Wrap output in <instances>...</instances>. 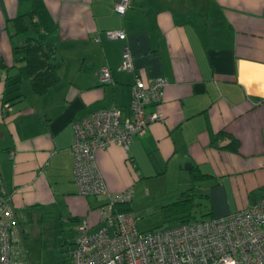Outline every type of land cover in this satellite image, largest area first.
Here are the masks:
<instances>
[{
	"label": "crops",
	"instance_id": "1",
	"mask_svg": "<svg viewBox=\"0 0 264 264\" xmlns=\"http://www.w3.org/2000/svg\"><path fill=\"white\" fill-rule=\"evenodd\" d=\"M115 1L0 0V184L23 245L26 226L44 218L72 228L71 246L80 219L89 231L101 226L104 197L79 195L72 180L70 122L110 106L125 112L135 78L166 80L163 119L126 149L94 151L107 192L130 188L131 211L149 187L179 193L192 186L208 205L205 216L264 197V0H128L122 14ZM28 12L40 30L13 34L10 20ZM114 29L124 38L104 36ZM25 35L53 44L62 60L58 81L40 95L30 93L23 63L11 53ZM124 48L131 70L117 68ZM104 68L109 83L98 80ZM219 132L237 141L235 152L217 147L227 136L211 145Z\"/></svg>",
	"mask_w": 264,
	"mask_h": 264
},
{
	"label": "built area",
	"instance_id": "2",
	"mask_svg": "<svg viewBox=\"0 0 264 264\" xmlns=\"http://www.w3.org/2000/svg\"><path fill=\"white\" fill-rule=\"evenodd\" d=\"M127 6L128 0H116L113 10L122 14ZM104 36L123 39L124 33L120 29L106 30ZM117 68H132L125 48ZM98 80L111 81L108 69L99 71ZM166 83L162 77L146 82L135 78L129 86L125 112L110 106L71 120V173L76 191L83 196H103L104 202L97 208L100 227L89 231L86 219H80L64 264H264V197L226 215L146 231L136 229L131 211L115 209L116 204L129 202L132 191H106L94 151L108 145L126 149L133 136L148 124L162 121L160 104ZM146 106L152 110L146 112ZM6 110L9 107L4 103L1 112ZM0 264H29L10 195L1 184Z\"/></svg>",
	"mask_w": 264,
	"mask_h": 264
},
{
	"label": "rangeland",
	"instance_id": "3",
	"mask_svg": "<svg viewBox=\"0 0 264 264\" xmlns=\"http://www.w3.org/2000/svg\"><path fill=\"white\" fill-rule=\"evenodd\" d=\"M190 187L195 196H189L190 200L186 205L181 206L171 204L169 201L174 195L179 194L178 192L167 191L157 186L149 187L147 191L142 192L131 206V212L136 218V229L146 231L154 228H169L205 216L208 205L196 197V193L201 191H195L192 186ZM24 234L26 235L24 246L29 264L66 262L74 236L71 227L44 218L41 223H31L26 226Z\"/></svg>",
	"mask_w": 264,
	"mask_h": 264
},
{
	"label": "trees",
	"instance_id": "4",
	"mask_svg": "<svg viewBox=\"0 0 264 264\" xmlns=\"http://www.w3.org/2000/svg\"><path fill=\"white\" fill-rule=\"evenodd\" d=\"M10 26L13 34H21L29 30L39 31L41 28L40 22L32 12L13 17L10 20ZM11 53L17 56V58L23 63L25 68L26 83L31 94H43L48 88L58 81L59 77L57 69L61 65L62 60L57 55L53 44L50 42L25 35L19 43L11 45ZM4 103L6 102H3L1 107ZM220 136H227V138H229V143L224 146H217L216 141ZM211 145L225 147L232 152L237 150V141L233 137L224 135L220 132L216 133L214 139L211 141ZM197 178L200 177H193L191 180H195ZM193 195L191 187H188L179 192V194L174 195L169 201H171V204L174 205H186L188 200H190L189 196ZM125 205H127V203L116 204L115 209L119 211L129 210V208ZM204 217L207 216H202L200 219ZM59 264H64V262Z\"/></svg>",
	"mask_w": 264,
	"mask_h": 264
}]
</instances>
